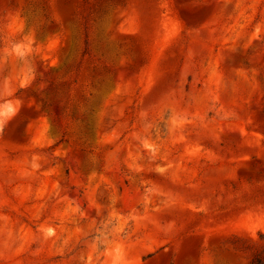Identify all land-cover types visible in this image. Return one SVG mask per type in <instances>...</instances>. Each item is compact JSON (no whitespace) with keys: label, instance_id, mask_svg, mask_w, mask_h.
Masks as SVG:
<instances>
[{"label":"rangeland","instance_id":"obj_1","mask_svg":"<svg viewBox=\"0 0 264 264\" xmlns=\"http://www.w3.org/2000/svg\"><path fill=\"white\" fill-rule=\"evenodd\" d=\"M261 235L264 0H0V264H252Z\"/></svg>","mask_w":264,"mask_h":264},{"label":"trees","instance_id":"obj_2","mask_svg":"<svg viewBox=\"0 0 264 264\" xmlns=\"http://www.w3.org/2000/svg\"><path fill=\"white\" fill-rule=\"evenodd\" d=\"M261 238H264L263 235ZM251 262L252 264H264V248L261 252L253 255Z\"/></svg>","mask_w":264,"mask_h":264}]
</instances>
